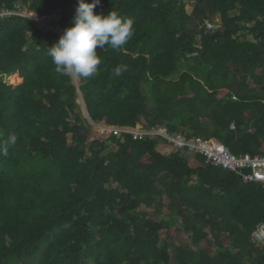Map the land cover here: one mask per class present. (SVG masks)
<instances>
[{"label":"trees","instance_id":"16d2710c","mask_svg":"<svg viewBox=\"0 0 264 264\" xmlns=\"http://www.w3.org/2000/svg\"><path fill=\"white\" fill-rule=\"evenodd\" d=\"M17 4L59 11L63 34L78 0H0ZM94 11L131 18L134 35L98 48V75L77 87L48 55L57 32L0 21V264H264L251 239L262 186L199 155L192 167L162 138L91 132L142 125L264 153V0H99Z\"/></svg>","mask_w":264,"mask_h":264},{"label":"clouds","instance_id":"9594fccd","mask_svg":"<svg viewBox=\"0 0 264 264\" xmlns=\"http://www.w3.org/2000/svg\"><path fill=\"white\" fill-rule=\"evenodd\" d=\"M99 0L87 3L78 0L73 26L65 29L59 40L47 52L57 73L69 78L87 79L99 73L102 61L97 49L105 46L122 49L134 35V21L116 11L97 14ZM60 32L58 29L54 30ZM127 71L126 66H116L115 76ZM14 143V138L12 139Z\"/></svg>","mask_w":264,"mask_h":264},{"label":"built area","instance_id":"2783aa9c","mask_svg":"<svg viewBox=\"0 0 264 264\" xmlns=\"http://www.w3.org/2000/svg\"><path fill=\"white\" fill-rule=\"evenodd\" d=\"M59 13V12H58ZM13 16L27 18L34 21L38 29L51 30V22L59 20V14L38 16L30 12L25 6L17 4L14 9L8 10L0 7V21ZM100 128V136L130 134L134 140H142L146 137L152 139L162 138L166 140L173 150L189 152L193 156L205 158L206 165H214L224 171L234 173L242 178L244 183H255L264 188V153L257 155L241 154L235 155L225 145L216 139H205L202 137H188L183 133L170 134L164 128H145L142 125L136 128L128 127H106L95 125ZM235 129V125H231ZM252 242L264 248V223L259 224L251 236Z\"/></svg>","mask_w":264,"mask_h":264},{"label":"rangeland","instance_id":"374dc122","mask_svg":"<svg viewBox=\"0 0 264 264\" xmlns=\"http://www.w3.org/2000/svg\"><path fill=\"white\" fill-rule=\"evenodd\" d=\"M186 9L188 12L191 11V3L190 2H187V8ZM58 12L59 11H55V13H53V14H59L60 12L59 13ZM54 23H56V22H51V27L54 28V30H56L55 26L53 25ZM7 82L10 83L12 81H7ZM79 103H80V101H79ZM83 114L85 115L84 112H83ZM91 132L94 136L98 137V135H100V128L94 126V127H92ZM157 147H158V150L163 151V152L169 153L170 151H172L171 147L168 146L167 144H165L164 142L159 141ZM185 159L189 162L190 166H192V167L199 166V164L196 163V159L192 156V154H185ZM165 213H166V211H165ZM181 238L184 239L186 242L188 240L187 236L184 233H181ZM176 239H179V238H176ZM204 247H206L209 250L214 248L212 244H208L207 242L204 243Z\"/></svg>","mask_w":264,"mask_h":264},{"label":"water","instance_id":"95a60500","mask_svg":"<svg viewBox=\"0 0 264 264\" xmlns=\"http://www.w3.org/2000/svg\"><path fill=\"white\" fill-rule=\"evenodd\" d=\"M55 32H57L60 36L62 35L61 32H58V31H55ZM73 79H74V82H75L76 87H77V86H78V85H77V81H76L75 78H73ZM78 94H79V101H80V104H81V106H82V111L85 113L86 118H88V114H87V111H86L85 105H84V103H83V100H82V97H81L79 91H78Z\"/></svg>","mask_w":264,"mask_h":264},{"label":"bare ground","instance_id":"6f19581e","mask_svg":"<svg viewBox=\"0 0 264 264\" xmlns=\"http://www.w3.org/2000/svg\"><path fill=\"white\" fill-rule=\"evenodd\" d=\"M189 153V152H188ZM190 154V153H189ZM195 157V156H194Z\"/></svg>","mask_w":264,"mask_h":264}]
</instances>
